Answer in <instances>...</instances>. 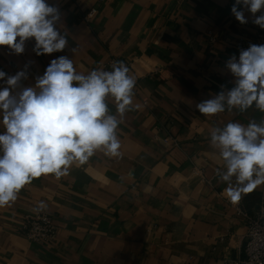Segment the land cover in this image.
Wrapping results in <instances>:
<instances>
[{
    "label": "crops",
    "instance_id": "crops-1",
    "mask_svg": "<svg viewBox=\"0 0 264 264\" xmlns=\"http://www.w3.org/2000/svg\"><path fill=\"white\" fill-rule=\"evenodd\" d=\"M47 2L64 14L69 47L36 56L34 39L20 55L0 46V70L14 75L31 61L23 83L34 86L58 56L73 59L81 74L115 57L131 62L136 92L117 129L121 156L98 150L65 176L33 179L0 207V264H224L225 257H244L246 217L218 182L224 161L210 132L230 121L259 123L264 112L253 105L204 116L195 104L221 85L234 86L225 64L237 40L257 33L251 14L240 24L234 0ZM107 103L116 114L115 101ZM262 197L264 185L244 195L241 207L250 213ZM40 201L56 225L49 244L21 233L23 216L36 213Z\"/></svg>",
    "mask_w": 264,
    "mask_h": 264
},
{
    "label": "clouds",
    "instance_id": "clouds-1",
    "mask_svg": "<svg viewBox=\"0 0 264 264\" xmlns=\"http://www.w3.org/2000/svg\"><path fill=\"white\" fill-rule=\"evenodd\" d=\"M231 13L240 24L251 22L264 29V0H234ZM64 14L47 0H0V46L9 54L25 52L34 39L36 56L63 52L69 47L61 27ZM70 51L75 55L76 48ZM29 61L23 70L8 75L0 70V207L14 203L33 179L68 174L74 163L84 164L98 150L121 156L117 129L132 105L136 80L123 61L78 73L66 55L52 59L34 86H26ZM233 87L195 104L204 116L234 109L243 113L253 105L264 112V45L250 44L225 64ZM115 101L110 114L107 99ZM120 117V119H118ZM209 143L219 151L223 167L216 169L218 182L226 183L224 195L236 205L242 197L264 185V119L247 125L228 122L210 132ZM47 205L40 201L34 211Z\"/></svg>",
    "mask_w": 264,
    "mask_h": 264
},
{
    "label": "built area",
    "instance_id": "built-area-1",
    "mask_svg": "<svg viewBox=\"0 0 264 264\" xmlns=\"http://www.w3.org/2000/svg\"><path fill=\"white\" fill-rule=\"evenodd\" d=\"M95 10L92 9L85 16L86 20L91 18ZM237 53L239 56L241 49H247L250 44L264 45V29L259 28L255 36L251 39H239L236 41ZM113 61H123L129 68V75L132 73L131 62L111 58L104 66V70L111 71ZM136 92V85L133 93ZM236 209L243 213L247 221V230L244 237V257H225L224 264H264V197L250 213L244 211L241 204H236ZM21 233L30 241L49 244L56 236V225L49 213L41 211L34 214H25L21 225Z\"/></svg>",
    "mask_w": 264,
    "mask_h": 264
}]
</instances>
